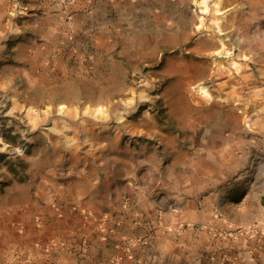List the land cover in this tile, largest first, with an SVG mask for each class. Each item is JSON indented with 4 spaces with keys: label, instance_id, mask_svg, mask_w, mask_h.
<instances>
[{
    "label": "crops",
    "instance_id": "0c3cea01",
    "mask_svg": "<svg viewBox=\"0 0 264 264\" xmlns=\"http://www.w3.org/2000/svg\"><path fill=\"white\" fill-rule=\"evenodd\" d=\"M12 5L5 0L0 32L26 36L14 55L60 54L71 45L104 50L110 0L69 6L72 35L55 0ZM202 113L205 122L190 134L181 124L167 128L140 117L133 149L112 138L109 126H73L77 141L57 147L62 170L41 179L46 204L13 217L15 237L35 236L37 253L54 264H219L222 257L264 264V101L247 111L245 123L240 109ZM32 217L36 223L27 225ZM251 227L256 232L231 234Z\"/></svg>",
    "mask_w": 264,
    "mask_h": 264
},
{
    "label": "rangeland",
    "instance_id": "374dc122",
    "mask_svg": "<svg viewBox=\"0 0 264 264\" xmlns=\"http://www.w3.org/2000/svg\"><path fill=\"white\" fill-rule=\"evenodd\" d=\"M215 3L220 9H213ZM110 4L106 44L98 53L71 45L60 54L14 55L26 36L0 32V153L26 165L20 176L0 168L6 184L0 190V264H54L37 253L35 236L19 240L10 228L23 212L32 215L46 204L38 194L41 179L62 170L57 147L77 141L73 126L92 120L109 126L112 138L133 149L142 116L167 128L181 124L190 134L205 122L204 109H240L245 123L247 111L264 101V0ZM4 8L0 0V13ZM75 109L95 115H76ZM7 129L24 143L9 149L1 135Z\"/></svg>",
    "mask_w": 264,
    "mask_h": 264
},
{
    "label": "trees",
    "instance_id": "16d2710c",
    "mask_svg": "<svg viewBox=\"0 0 264 264\" xmlns=\"http://www.w3.org/2000/svg\"><path fill=\"white\" fill-rule=\"evenodd\" d=\"M13 129H7L6 131H4L1 135L4 139V141L6 143H8L9 149L14 147V146H18L22 143H24V141L21 138V135L16 133L13 134ZM10 155L7 153H0V168L7 166L8 167V171H10L11 173H13L16 176H20L23 175L25 169H26V165L24 163L23 160L19 159L14 163H11L8 159H9ZM2 174L0 173V176ZM6 186V184L0 182V190L2 188H4Z\"/></svg>",
    "mask_w": 264,
    "mask_h": 264
},
{
    "label": "built area",
    "instance_id": "2783aa9c",
    "mask_svg": "<svg viewBox=\"0 0 264 264\" xmlns=\"http://www.w3.org/2000/svg\"><path fill=\"white\" fill-rule=\"evenodd\" d=\"M74 1L75 0H55L57 6L60 7V9H62V11L64 12V16H63L64 18L63 19H64V23L66 24L67 29L69 30V34L72 33L71 29L73 28V19H72L71 15L69 14L68 8H69V6L72 5V3ZM256 229H257L256 227H251L249 229H238V230L232 232L231 234L237 235V234H240V233L245 232V231H247V232H256ZM209 231L212 233V232H214L216 230L211 229ZM222 234L226 235V234H229V233L222 231ZM131 245H132V242H129L127 244V246H125V251L127 253L131 252ZM218 263L219 264H226V263H228V264H236V262L234 260L229 259L227 257L220 258Z\"/></svg>",
    "mask_w": 264,
    "mask_h": 264
},
{
    "label": "bare ground",
    "instance_id": "6f19581e",
    "mask_svg": "<svg viewBox=\"0 0 264 264\" xmlns=\"http://www.w3.org/2000/svg\"><path fill=\"white\" fill-rule=\"evenodd\" d=\"M219 6H220L219 3H215L213 9H220ZM202 94H203L204 98H208V96H209L206 91H203Z\"/></svg>",
    "mask_w": 264,
    "mask_h": 264
}]
</instances>
